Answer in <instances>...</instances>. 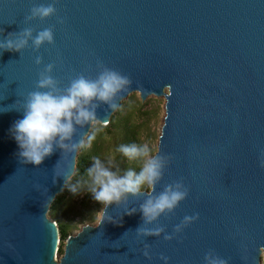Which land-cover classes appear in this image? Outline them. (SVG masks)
<instances>
[{
  "label": "water",
  "instance_id": "water-1",
  "mask_svg": "<svg viewBox=\"0 0 264 264\" xmlns=\"http://www.w3.org/2000/svg\"><path fill=\"white\" fill-rule=\"evenodd\" d=\"M48 2L0 0V38L26 27L54 26L55 33L54 44L0 55V111L7 110L0 112V264H164L161 254L169 264H204L210 250L229 264H264V0H56L63 24L56 16L26 22L33 4ZM98 62L132 81L116 110L99 106L101 124L134 93L166 101L157 152L174 158L155 191L182 180L189 195L146 226L172 233L184 216L199 218L172 240L138 237L142 213L126 211L152 191L142 189L108 206L121 223L84 226L59 258L60 229L49 212L80 149L22 165L9 129L47 64L55 63L52 74L64 87L80 73L95 78Z\"/></svg>",
  "mask_w": 264,
  "mask_h": 264
},
{
  "label": "clouds",
  "instance_id": "clouds-1",
  "mask_svg": "<svg viewBox=\"0 0 264 264\" xmlns=\"http://www.w3.org/2000/svg\"><path fill=\"white\" fill-rule=\"evenodd\" d=\"M57 12L56 0L36 3L31 7L30 14L25 20L26 22L36 19L43 21L56 16L57 22L63 24L64 18L58 16ZM45 43H55L54 26L39 31L26 27L20 32H11L6 37L0 38V55L5 51L21 53L28 47L39 50ZM35 63L42 64L43 57L37 56ZM55 67V63H49L39 71L35 90L27 94L23 99L22 108L18 109L23 113L22 118L17 119L9 129L10 136L18 146L16 156L22 165L31 164L38 167L57 149L74 152L90 147L98 131V129L93 130L99 123L97 109L101 104H105L116 110L119 107L117 97L132 83L128 76L98 62V75L95 78L80 73L70 77L68 85L62 87L61 81L52 74ZM4 111L7 110L0 112ZM85 126H88L89 130L76 140V134ZM118 152L129 160L141 161L140 170L137 172L129 169L121 174V169L114 158L102 160L95 157L91 166L86 169L85 181L65 184L74 195L80 193L83 185H86V191L103 206L97 211L95 226L105 221L121 223L122 217L116 220L107 215L108 206L112 204L119 206L128 201L130 196L140 195L144 186L152 189L151 193L146 196L139 208L131 207L126 211L128 215L137 211L142 213V224L145 226L136 229L138 237H158L163 234L165 240H172L199 218L198 213L184 216L180 223L174 225L172 233H166V227L163 225L147 227L146 225L153 224L161 216L173 214L180 202L188 197L189 188L182 180H177L165 185L162 191L158 193L155 191V186L161 182L165 169L174 158L172 154H160L148 143L122 144ZM259 163L264 167V154L261 155ZM142 251L146 258L152 259L148 243L143 244ZM159 258L164 264H169L168 256L161 254ZM204 264H229V262L215 254L214 250H210L204 256Z\"/></svg>",
  "mask_w": 264,
  "mask_h": 264
},
{
  "label": "trees",
  "instance_id": "trees-1",
  "mask_svg": "<svg viewBox=\"0 0 264 264\" xmlns=\"http://www.w3.org/2000/svg\"><path fill=\"white\" fill-rule=\"evenodd\" d=\"M132 105L133 104L131 102L126 103L125 101H123L121 107L116 112V116H113L112 121L108 124V126H105L109 133H111V128H115L122 133V141L121 143H119L118 148L122 144H137V142L139 141L138 132L140 124L133 123L132 116H134V112L136 111L135 109L140 112L144 105H139V108H136ZM100 134H96V138H99ZM93 143L94 141L92 142V144ZM97 143L96 145L94 143V147L90 149H80L76 172L67 185L74 184L78 181L83 182L87 179L86 169L91 166L93 158L99 157L102 160H106V155L103 153V149L101 146L102 142ZM116 157L117 165L121 169V174L129 169H133L138 172L141 168V166H138L137 160H129L118 151L116 153ZM142 189H146L145 186ZM86 190L87 186L83 185L82 191L74 195L71 191L65 188V190L57 196L56 200L51 205L49 217L51 220L57 223L63 242L67 241L68 238L72 236V234L76 230H82L80 225H92L97 221V211H99L103 206L99 202L95 201L92 197V194L87 192ZM82 194H85V197L87 198V200L83 201V207L86 212H81L80 220L77 221L75 220V218H70L71 214L68 213V209L71 208L72 201ZM60 254L61 256L64 254V250L62 248Z\"/></svg>",
  "mask_w": 264,
  "mask_h": 264
},
{
  "label": "rangeland",
  "instance_id": "rangeland-1",
  "mask_svg": "<svg viewBox=\"0 0 264 264\" xmlns=\"http://www.w3.org/2000/svg\"><path fill=\"white\" fill-rule=\"evenodd\" d=\"M124 101L126 103L131 102L133 104L132 106L136 108H139V105H144L140 112L135 109L136 111L134 112V116H132L133 123L140 124L138 132L139 141L137 142V144L148 143L150 146H154L158 151L159 139L162 133V128L166 116L165 98L153 95L150 96V100L143 101L139 93H134ZM113 116H116V113ZM96 129H98V131H96V134L101 133V138L99 137L94 140L95 145L97 142H102L101 146L103 149V153L106 155V159L114 158L115 163L117 164L116 153L118 151V145L122 141V133L115 128H111V133H109L105 125L101 124L100 122L95 126L93 130ZM94 143L91 144V146L87 149L94 147ZM137 164L138 166H141V161L137 160ZM145 188L149 189L147 186H145ZM85 200H87V198L85 197V194H82L72 201V206L68 209V213L71 214L70 218H75V220L77 221L80 220V213L86 212L83 207V201ZM96 222H94L92 225H96ZM83 226L84 225H80L81 228H83ZM80 231V229L76 230L72 235H76ZM66 242L67 241H61L60 252L61 248L64 250ZM59 258H61V254Z\"/></svg>",
  "mask_w": 264,
  "mask_h": 264
}]
</instances>
